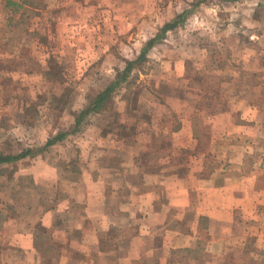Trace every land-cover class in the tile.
<instances>
[{"label":"rangeland","instance_id":"rangeland-1","mask_svg":"<svg viewBox=\"0 0 264 264\" xmlns=\"http://www.w3.org/2000/svg\"><path fill=\"white\" fill-rule=\"evenodd\" d=\"M184 11L76 127L80 113ZM252 106L264 108V0H0V152L38 150L0 165V264H42L45 211L76 205L74 213L84 214L77 201L94 188L139 184L140 172L125 169L138 161L144 172H159V160L172 155L162 130L180 125L184 111ZM61 132L67 136L44 148ZM60 217L64 224L75 218ZM132 233L108 231L111 240ZM44 247L55 253L53 244ZM181 251L174 252L181 264H196L202 248ZM225 257L264 264V248L250 242Z\"/></svg>","mask_w":264,"mask_h":264},{"label":"crops","instance_id":"crops-1","mask_svg":"<svg viewBox=\"0 0 264 264\" xmlns=\"http://www.w3.org/2000/svg\"><path fill=\"white\" fill-rule=\"evenodd\" d=\"M185 112L180 125L162 130L172 155L159 160V172H144L138 161L125 169L140 172L139 184L94 188L77 201L84 214L60 204L42 213L48 228L42 231V264H181L174 254L180 248L184 255L202 248L196 264H231L225 254L232 247L252 242L264 248V108ZM63 213L74 220L64 224ZM207 221L216 223L214 230ZM112 228L134 233L111 240ZM44 244H53L55 253Z\"/></svg>","mask_w":264,"mask_h":264},{"label":"trees","instance_id":"trees-1","mask_svg":"<svg viewBox=\"0 0 264 264\" xmlns=\"http://www.w3.org/2000/svg\"><path fill=\"white\" fill-rule=\"evenodd\" d=\"M186 11H184L182 14L178 16V21H170L166 23L162 28L161 31L153 38H151L147 44L144 46V48L141 50L139 56L133 60L129 61L125 71L120 74V78L117 79L115 82L110 84L105 90H103L91 103L90 105L85 108L80 115L78 116V119L75 121L76 127L80 125L83 117L89 113V112H94L100 110L103 105L107 102L109 99L111 93L114 91V89L120 84V82L124 81L127 78L128 72L139 62L143 61L145 57L148 54L149 49L154 46V44L163 37V35L168 31L173 28H175L180 22L183 21L184 16L186 15ZM182 20V21H181ZM67 136L66 132H61L50 138L44 148L50 147L51 145H54L58 141L63 140ZM38 152L37 149H26L24 151H21L20 153L17 154H5L0 152V165L8 162H13L16 160H20L22 158L27 157L30 154H34Z\"/></svg>","mask_w":264,"mask_h":264}]
</instances>
